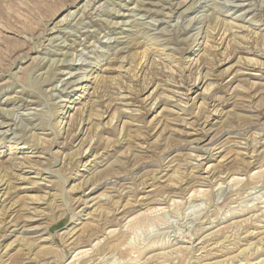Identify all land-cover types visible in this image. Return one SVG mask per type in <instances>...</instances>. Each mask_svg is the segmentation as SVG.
<instances>
[{"label": "rangeland", "instance_id": "rangeland-1", "mask_svg": "<svg viewBox=\"0 0 264 264\" xmlns=\"http://www.w3.org/2000/svg\"><path fill=\"white\" fill-rule=\"evenodd\" d=\"M182 1L0 0V264H264V0Z\"/></svg>", "mask_w": 264, "mask_h": 264}, {"label": "bare ground", "instance_id": "bare-ground-1", "mask_svg": "<svg viewBox=\"0 0 264 264\" xmlns=\"http://www.w3.org/2000/svg\"><path fill=\"white\" fill-rule=\"evenodd\" d=\"M89 1H91L92 3H93V0H89ZM95 1V0H94ZM96 1H98V0H96ZM188 0H183L180 4H178L180 7L181 6H183L186 2H187ZM97 3V2H96ZM139 3H141L140 1L138 2V4ZM172 3V2H171ZM94 4V3H93ZM169 4H170V2H169ZM187 4V3H186ZM89 5H90V3L89 2H86L85 4H84V6H83V8H84V10L87 8V7H89ZM141 5H146V4H143V3H141ZM193 5V4H192ZM91 6V5H90ZM240 6V5H239ZM122 7V6H121ZM177 8H178V6H177ZM188 8H189V6H188ZM135 9V8H134ZM132 10L131 12H133V11H135V10ZM166 9V8H165ZM191 9H193V7L191 8ZM138 10V9H137ZM141 10H144V9H141ZM145 11V13H149V15H150V13L152 12H150V11H147V10H144ZM189 10H187L186 12H188ZM136 12V11H135ZM138 12V11H137ZM153 12H156V11H153ZM158 12V11H157ZM156 12V13H157ZM170 12V11H169ZM185 11L184 10H182V12H180V14H182V13H184ZM161 13V12H160ZM159 14V13H158ZM177 14V13H176ZM74 14H72L70 17H72ZM146 15H148V14H146ZM152 15V14H151ZM150 15V16H151ZM155 15V14H154ZM167 15H168V13H167ZM183 15V14H182ZM177 16H179V15H177ZM163 17V16H162ZM165 17H166V14H165ZM168 17L169 16H167V20H168ZM171 17V16H170ZM163 20V19H162ZM161 20V21H162ZM155 21H157V20H155ZM172 21V20H171ZM164 24H166V23H168V21L167 22H165V21H162ZM124 23H126V22H124ZM158 23V22H157ZM161 22H159L158 24H160ZM162 24V23H161ZM167 25V24H166ZM169 25V24H168ZM56 38V37H55ZM55 38L53 37V38H51L49 41L51 42H53V40H55ZM51 42V43H52ZM49 45V44H48ZM149 48V47H148ZM64 56H65V54H64ZM44 62V61H43ZM62 64V63H61ZM60 64V65H61ZM69 64H70V62H69ZM71 65V64H70ZM260 67V66H259ZM66 68H68V67H66ZM70 68V67H69ZM79 74V73H78ZM70 76H71V74H69ZM72 77H74L75 78V76H72ZM71 77V78H72ZM84 80H85V78H84ZM80 81H82V79L80 80ZM88 83L90 84V81H88ZM66 85V84H65ZM207 88V87H206ZM209 88V87H208ZM205 90H208V89H205ZM208 94V93H207ZM206 94V95H207ZM0 114H2L1 115V117L2 116H5L6 117V115H7V111H4V110H0ZM14 115V114H13ZM12 116V115H11ZM9 118V117H8ZM10 119V118H9ZM13 120V119H12ZM14 121V120H13ZM8 126H9V124H8ZM0 127L1 128H7V126L5 125V124H1V122H0ZM9 128V127H8ZM9 131V130H8ZM4 132V131H3ZM2 132V133H3ZM1 134V133H0ZM24 168V167H23ZM19 171L20 172H22L23 171V169L22 168H19ZM85 209V208H84ZM14 228V227H13ZM24 262V261H23ZM27 262V261H26ZM30 262V261H29Z\"/></svg>", "mask_w": 264, "mask_h": 264}]
</instances>
